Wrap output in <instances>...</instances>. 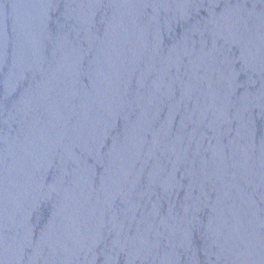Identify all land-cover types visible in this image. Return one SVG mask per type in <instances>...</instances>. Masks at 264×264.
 Listing matches in <instances>:
<instances>
[{
	"label": "water",
	"instance_id": "water-1",
	"mask_svg": "<svg viewBox=\"0 0 264 264\" xmlns=\"http://www.w3.org/2000/svg\"><path fill=\"white\" fill-rule=\"evenodd\" d=\"M0 264H264V0H0Z\"/></svg>",
	"mask_w": 264,
	"mask_h": 264
}]
</instances>
